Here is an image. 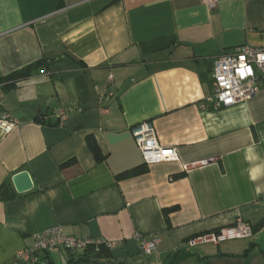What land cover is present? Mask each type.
I'll return each instance as SVG.
<instances>
[{"label":"crops","instance_id":"obj_1","mask_svg":"<svg viewBox=\"0 0 264 264\" xmlns=\"http://www.w3.org/2000/svg\"><path fill=\"white\" fill-rule=\"evenodd\" d=\"M246 44L264 49V0H0V117L20 121L0 128V264H25L16 253L57 226L108 246L52 264H264V83L210 100L215 58ZM143 121L179 161L144 163ZM238 220L251 237L192 245ZM155 234L143 254L138 237Z\"/></svg>","mask_w":264,"mask_h":264},{"label":"built area","instance_id":"obj_2","mask_svg":"<svg viewBox=\"0 0 264 264\" xmlns=\"http://www.w3.org/2000/svg\"><path fill=\"white\" fill-rule=\"evenodd\" d=\"M210 8L218 4V0H204ZM112 78V76H111ZM264 83V49L243 45L237 51L219 55L214 60L213 96L210 99L215 107H227L254 96ZM57 116L61 121L66 119V112L60 109ZM20 121L9 114L0 117V128L4 133L11 132ZM133 135L140 149L144 163L151 165L160 162L179 161V153L174 146H164L160 143L154 124L143 121L133 126ZM253 235V227L243 220L234 225L223 227L207 234L199 235L191 240L192 245L198 243H216L249 238ZM141 251L150 255L158 251L162 242L159 234L149 238L138 237ZM106 241L91 237L68 235L61 226L40 231L34 236L32 247L19 250L16 262L25 264H40L42 260L61 251L77 253L88 247H99Z\"/></svg>","mask_w":264,"mask_h":264},{"label":"trees","instance_id":"obj_3","mask_svg":"<svg viewBox=\"0 0 264 264\" xmlns=\"http://www.w3.org/2000/svg\"><path fill=\"white\" fill-rule=\"evenodd\" d=\"M44 62H45V59H42V60H40L38 62V64L42 65ZM32 66H35V65H30L29 67H26V68L22 69L21 71L15 72V73H13L10 76L4 77L3 80H11V79H15L17 77L20 78L22 76H25V75H27L28 73L31 72ZM15 84L16 83H14V85ZM90 144H91L92 150L94 151L96 157L98 159H101L102 157H101V154H100V150H99V147L96 144V142L93 141L92 139H90ZM134 172L135 171H128L125 174H123V176H127L129 174H133ZM107 246H108V244H103V245L99 246L98 248L97 247H88V248H86V250L87 251L89 250L91 253L93 252L92 254L97 256V255H100L101 253L105 252V250H107ZM72 254H75V253H72ZM48 257H49V255L46 256L42 260V262L40 264H52V262L48 260ZM80 260H82V258ZM86 261H88L90 264H111V263L100 262V261H98L96 259L92 260L91 256H87ZM117 264H124V263H117Z\"/></svg>","mask_w":264,"mask_h":264},{"label":"water","instance_id":"obj_4","mask_svg":"<svg viewBox=\"0 0 264 264\" xmlns=\"http://www.w3.org/2000/svg\"><path fill=\"white\" fill-rule=\"evenodd\" d=\"M16 189L20 193L27 192L33 188V181L28 172L23 171L13 177Z\"/></svg>","mask_w":264,"mask_h":264},{"label":"clouds","instance_id":"obj_5","mask_svg":"<svg viewBox=\"0 0 264 264\" xmlns=\"http://www.w3.org/2000/svg\"><path fill=\"white\" fill-rule=\"evenodd\" d=\"M257 191L259 192V189H257Z\"/></svg>","mask_w":264,"mask_h":264}]
</instances>
